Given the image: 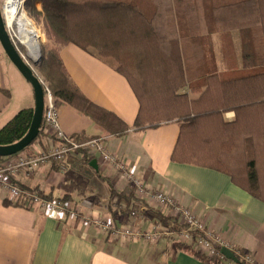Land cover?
<instances>
[{
	"label": "trees",
	"instance_id": "1",
	"mask_svg": "<svg viewBox=\"0 0 264 264\" xmlns=\"http://www.w3.org/2000/svg\"><path fill=\"white\" fill-rule=\"evenodd\" d=\"M32 2L28 1V10L40 18ZM41 2L52 45L36 66L57 104L72 105L108 137L124 136L131 128L89 100L72 79L61 50L73 43L112 63L126 77L140 102L136 130L179 123L173 162L227 174L236 186L264 202V0ZM235 30L241 31V62L233 44ZM215 34L222 36V71L213 44ZM231 113L233 120L226 117ZM33 114L34 108L15 114L0 129V144L22 139ZM102 178L112 196L128 206L136 199L135 186L127 192L117 191L110 179ZM4 204L26 207L8 199ZM154 215L175 233L186 228L170 214L154 210ZM175 245L209 264H223L192 245L180 241ZM234 254L238 261L233 262L247 264L243 253Z\"/></svg>",
	"mask_w": 264,
	"mask_h": 264
},
{
	"label": "crops",
	"instance_id": "2",
	"mask_svg": "<svg viewBox=\"0 0 264 264\" xmlns=\"http://www.w3.org/2000/svg\"><path fill=\"white\" fill-rule=\"evenodd\" d=\"M232 35L241 62V31L235 30ZM61 57L82 93L131 127L124 136H105L89 117L72 105L60 103L62 129L84 139L104 137L108 150L123 159L146 187L174 197L182 207L195 212L211 231L233 244L237 252L250 254L254 264H264V202L236 186L227 174L173 162L171 156L180 133L178 122L136 130L140 102L126 77L112 63L73 43L63 46ZM218 59L222 71V53ZM21 76L6 53L0 51V129L19 110L35 106L34 91L23 85ZM17 83L24 86L21 105H16ZM226 117L233 120L234 114ZM52 144L44 127L43 134L25 152L44 151ZM102 176L110 179L117 191L131 190L122 171L103 165L99 157L84 151H76L65 161H56L32 174H20L16 182L24 189L50 198H67L80 215L61 221L38 207L7 206L0 195V264H209L177 248L178 237L174 235L146 243L115 239L82 224L81 217L89 214L110 216L119 225L145 230L160 223L154 210L171 215L169 207L148 204L137 195L128 206L112 196ZM84 199L91 200L93 207H83Z\"/></svg>",
	"mask_w": 264,
	"mask_h": 264
},
{
	"label": "built area",
	"instance_id": "3",
	"mask_svg": "<svg viewBox=\"0 0 264 264\" xmlns=\"http://www.w3.org/2000/svg\"><path fill=\"white\" fill-rule=\"evenodd\" d=\"M12 2L19 7L21 14L27 15L28 20L41 33L40 27L28 16L26 10L27 0H3L2 11ZM7 30L13 43L20 49L17 36L9 29ZM20 53L28 62V59H30L28 53L25 55L23 54L25 52L20 51ZM40 57L41 54L39 59ZM43 84L45 89L44 126L50 133L53 144L44 151L35 153L23 151L1 160L0 195L13 203H22L27 208L38 207L47 215L61 221L77 219L80 213L70 202L58 198H44L38 192L24 189L16 180L20 174H32L40 168L51 165L56 161H65L76 151H84L93 155L95 158L99 157L103 165L111 166L122 171L127 181L135 186L136 195L139 198L145 200L148 204L169 207L171 215L186 226V228L178 233L168 229L162 223H155L149 228L142 230L137 226L119 225L110 216L104 217L85 214L81 217V222L86 227H93L109 234L115 239L143 240L146 243H155L164 237L174 235L178 237V241L194 246L210 259H216L223 264H236L222 253L223 248L229 249L233 253L236 252V247L233 244L228 243L221 235L211 231L195 212L190 208L182 207L174 197L146 187L142 179L128 168L123 159L108 150L104 137L99 136L79 140L74 136L68 135L61 127L59 106L55 101L53 93L44 81ZM81 205L85 208H92L93 202L89 199H84ZM242 257L247 264H254L255 262L250 254L243 255Z\"/></svg>",
	"mask_w": 264,
	"mask_h": 264
},
{
	"label": "water",
	"instance_id": "4",
	"mask_svg": "<svg viewBox=\"0 0 264 264\" xmlns=\"http://www.w3.org/2000/svg\"><path fill=\"white\" fill-rule=\"evenodd\" d=\"M0 43L10 61L15 65L23 77L30 83L34 91L35 106L31 126L26 135L17 142L0 144V157H9L25 151L40 135L45 117V89L44 84L32 66L23 58L10 38L0 0ZM222 253L229 259L237 262L236 255L229 249L223 248Z\"/></svg>",
	"mask_w": 264,
	"mask_h": 264
},
{
	"label": "rangeland",
	"instance_id": "5",
	"mask_svg": "<svg viewBox=\"0 0 264 264\" xmlns=\"http://www.w3.org/2000/svg\"><path fill=\"white\" fill-rule=\"evenodd\" d=\"M28 1L29 0H27V3H26V10H27V13H28V16H29V18H31L33 21H34V23L37 25V26H39L40 27V29H41V33L32 25V28H33V31H34V34H35V37H36V40H37V42H38V44H39V47H40V50H41V57H40V59L39 60H34V59H32V57L29 55V52H28V49L26 48V47H24L23 45H21V43H20V41H19V50L20 51H22V52H25V53H23L24 55L26 54V53H28V56L30 57V59H28V63L32 66V68L35 70V72L38 74V76L41 78V80H43L44 81V78H43V76H42V74L40 73V71L37 69V66H36V64L38 63V62H40L41 61V59H42V56H43V54H44V52H45V50H46V48L48 47V46H50V45H52V43H51V41L48 39V36H47V33H46V29H45V25H44V14L42 13L43 12V10L40 8L41 7V5L40 4H42V2H41V0H33L34 1V4H33V2L31 3V6L32 5H35V9L37 10V11H39L41 14H40V18H38V16H37V13H35V12H33V14H34V16L33 15H31L30 14V12H29V10H28ZM2 3H3V0H1V5H2ZM43 7V6H42ZM220 37H221V39H220ZM232 37H233V35H232ZM45 39V42H43V40ZM40 40V41H39ZM213 44H214V47H215V51H216V57H217V61H218V64H219V55L222 53V56H223V58H224V54H223V49H222V36L221 35H219V34H215V35H213ZM233 44H234V46H235V49H236V45H235V43H234V40H233ZM0 51L1 52H3V53H5L4 52V49L2 48V46H1V43H0ZM221 52V53H220ZM220 67V66H219ZM21 81H22V83H23V85H25L26 87H27V89H29L30 91L32 90V88H31V85H30V83L24 78V77H22L21 76ZM45 82V81H44ZM22 84H19V83H17V99H18V102H17V104L16 105H21V104H23L24 103V86H23ZM47 85V84H46ZM20 111V110H19ZM18 111V112H19ZM17 112V113H18ZM16 113V114H17ZM230 115V114H229ZM15 116V115H14ZM13 116V117H14ZM12 117V118H13Z\"/></svg>",
	"mask_w": 264,
	"mask_h": 264
},
{
	"label": "bare ground",
	"instance_id": "6",
	"mask_svg": "<svg viewBox=\"0 0 264 264\" xmlns=\"http://www.w3.org/2000/svg\"><path fill=\"white\" fill-rule=\"evenodd\" d=\"M2 14L4 16L7 29L12 31L13 34L17 36V39H19L21 45L28 49L29 55L32 59L38 60L41 50L36 40L31 25L32 23L28 20L27 15L21 14L19 7L16 6L14 2L8 5V7L2 11Z\"/></svg>",
	"mask_w": 264,
	"mask_h": 264
}]
</instances>
